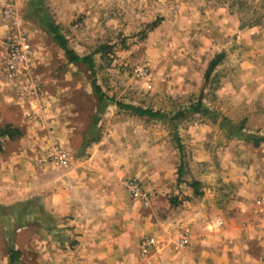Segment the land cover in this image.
<instances>
[{
    "label": "rangeland",
    "instance_id": "rangeland-1",
    "mask_svg": "<svg viewBox=\"0 0 264 264\" xmlns=\"http://www.w3.org/2000/svg\"><path fill=\"white\" fill-rule=\"evenodd\" d=\"M54 27L79 55L110 47L93 56L108 97L162 115L100 102ZM7 124L0 264H264V0H0Z\"/></svg>",
    "mask_w": 264,
    "mask_h": 264
},
{
    "label": "trees",
    "instance_id": "trees-1",
    "mask_svg": "<svg viewBox=\"0 0 264 264\" xmlns=\"http://www.w3.org/2000/svg\"><path fill=\"white\" fill-rule=\"evenodd\" d=\"M158 21L159 20L156 19L153 22L147 24L145 26L143 32H145L147 30H151L152 28H154L158 24ZM52 31L54 33L55 41L63 49L64 54H65L68 62L83 64L90 70L91 75L93 76V78L91 80V84H92V87L94 88V91L97 94L98 100L100 102H105V101L114 102L119 108L125 109V110H130L131 112H133L139 116H146L149 118H157V117L162 115V113L160 111H154L152 109H147V108L144 109L141 107H136L133 105L124 104V103L119 102V101H114L113 98L108 97L101 90L100 86L96 83V79H95L93 56H94L95 52H98V51L108 52V49L110 48L109 46H102L95 52L88 53L85 55H79L78 53H76L73 49H71L67 45V40L57 32L55 27L52 29ZM222 58H223V53H219L210 61L209 65L206 69V72H205V79H207L209 77L210 73L213 71L215 66L222 60ZM183 115H184V112H178L174 115V118H180ZM20 135H21V130L17 127L11 126L10 124H7L3 127H0V137L7 136L9 139H12V138H14L16 136H20ZM260 141H264V139H256L255 144H258V142H260ZM178 148L181 152L182 151V145L179 142H178ZM182 170H183V167L180 165L179 170H178L179 176L182 175ZM188 185H189V187H191L194 190V193L196 195L201 194V192L199 190V182L198 181H193V182L189 183ZM17 255H18V251H16V250L10 251V259L11 260H15V258H17Z\"/></svg>",
    "mask_w": 264,
    "mask_h": 264
},
{
    "label": "built area",
    "instance_id": "built-area-1",
    "mask_svg": "<svg viewBox=\"0 0 264 264\" xmlns=\"http://www.w3.org/2000/svg\"><path fill=\"white\" fill-rule=\"evenodd\" d=\"M29 52V45L25 42L23 37H21V42H20V49L17 51L15 50V53H13V58L10 61V66H13L14 61H20V62H25L27 61V56ZM51 157L55 163L58 165H66L68 162V157L67 154L63 151V149L56 148L53 153H51ZM129 189L131 193L135 197H141L143 196L141 189L137 183H130L129 184ZM154 244V241L152 238H146L142 244H141V249L143 252H147V250L150 249V247Z\"/></svg>",
    "mask_w": 264,
    "mask_h": 264
},
{
    "label": "crops",
    "instance_id": "crops-1",
    "mask_svg": "<svg viewBox=\"0 0 264 264\" xmlns=\"http://www.w3.org/2000/svg\"><path fill=\"white\" fill-rule=\"evenodd\" d=\"M60 203L62 204L61 210H63V212H67V209H69V211L71 210V206L69 205L68 207H64L65 205V200H62V202L60 201Z\"/></svg>",
    "mask_w": 264,
    "mask_h": 264
}]
</instances>
